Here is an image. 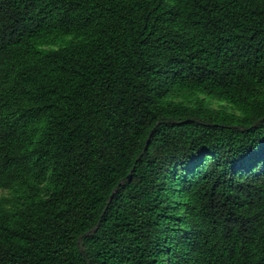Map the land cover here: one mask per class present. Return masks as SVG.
Returning <instances> with one entry per match:
<instances>
[{"label": "trees", "instance_id": "16d2710c", "mask_svg": "<svg viewBox=\"0 0 264 264\" xmlns=\"http://www.w3.org/2000/svg\"><path fill=\"white\" fill-rule=\"evenodd\" d=\"M0 264H264V0H0Z\"/></svg>", "mask_w": 264, "mask_h": 264}]
</instances>
